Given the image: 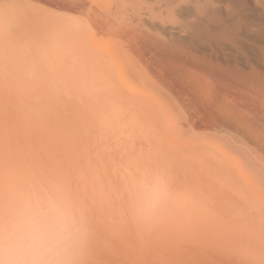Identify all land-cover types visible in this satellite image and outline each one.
<instances>
[{"label": "rangeland", "instance_id": "1", "mask_svg": "<svg viewBox=\"0 0 264 264\" xmlns=\"http://www.w3.org/2000/svg\"><path fill=\"white\" fill-rule=\"evenodd\" d=\"M35 1L37 2L38 5L45 6V8L46 7L51 8L50 7V4H51L50 0H35ZM35 1L29 0L30 3H32V2L35 3ZM47 1H49V2H47ZM52 1H54V2H52V3H54V5L53 4L51 5V6H53L51 9H55V7H56V10H62L61 7L64 3V5L66 4V6H70L69 8L72 11V13H75V14L79 13V15H80L81 12L83 14L86 12L84 14V16L86 15L85 16L86 20H88V23L90 24V26H93L92 28L97 26L94 29H96L95 33L98 36H101L102 38L103 37L106 38V35L110 36L113 33V29H111V28H110L111 31H109V32H111V34L108 33V28L112 27L111 26L112 24L110 23V21H108V20L106 21V19H103L101 17H100L101 18V20H100V18H98L99 16L97 14H96L97 19H95V21L97 20L96 23L97 24L99 23V25H101V29H99V26L97 24H95V22H94L95 16H93L95 12L91 13V12L95 11V8L93 5H90L87 0H64V2H63V0H59V2H57L58 0H56L57 3L55 2V0H52ZM43 3H45V5ZM46 3L47 4L49 3V5L47 6ZM68 3H74V4L68 5ZM56 4H58V5L56 6ZM81 5L82 6L84 5V6L81 7ZM78 7L79 8L81 7L82 9L78 10ZM84 7L88 8V9H86ZM83 8L85 9V11H80V10H83ZM75 9H77V10H75ZM92 9H93V11H92ZM86 10L87 11L91 10V11L87 12ZM83 14H81V15L83 16ZM87 16H88V18H87ZM108 24H110V25H108ZM106 25H108V27ZM138 27H134V29H133L134 33H137L140 30V27L139 28ZM135 28H138V30H136ZM141 28L143 30V27H141ZM98 29L101 30L100 33H99ZM121 30L124 31L125 34H128V32L131 30L130 32L132 34L129 33L130 35L129 34L125 35L124 33H120ZM121 30H119L118 33H116V31H114V33L118 35V38H120V34H121L122 39L124 36H125L124 38H126L128 36L127 39L129 40L130 43L126 39H125L126 41L124 40V43H123V41H121V39L118 40V38L115 37V41L117 39V42H119V41L122 42L120 44L117 42L116 43L119 44V46L122 45L124 47H127V46L129 47V45L131 44L130 48L134 47L136 45L137 50H135L136 49L135 47L133 48L134 50L131 49L132 52L135 51V53H130V55H129V56H131V54H133L132 56H134V57H130L129 60H131L132 64H134V63L138 64L139 62L141 64L145 63L144 65L142 64L143 68L146 67L145 70L150 69L147 72H144V70H143V72H141L142 70L139 69L140 70L139 71L138 68L136 67L137 71H133V72L139 74V77H142V78H140L142 81L148 82L151 80V82H149L150 84L148 85V87H149L148 90L150 89L152 92H154V94H155V95L153 94L154 96H157L158 99L160 98L159 102L161 101V99L163 101L162 104L158 103V106L161 105V106H159L161 108V109L159 108L161 110V112H160L158 107H156L157 106L156 103L158 102L157 99L154 98V100L157 101L156 103L150 102L151 99L148 100L149 98H151V96H153L151 91H148L151 94L147 92V95H145V96H148V94L150 95V97L148 96L149 98L147 97L148 99H146V97H144L142 95H141V97H138V98L144 97L143 99L145 101L148 100L147 102H149V104H151V106L155 109L157 119L152 118V121L154 122L155 126H157L158 132H160L159 133V139L162 143V144L160 143L161 146L156 147V148H152L149 146V144L146 143L145 140L138 139L136 143L137 144L139 143V145L135 144L134 149H132V150L130 149L131 151L129 149H127V150L125 149L126 151L122 150L120 145L116 143V138L113 137V135H111V138H109L110 135H108V134L107 135L109 137L106 136V134L102 135V133H100L99 131H96L95 129L92 130L91 128H93V127H92L91 119L89 117L84 116V114L82 112L80 113V110H78L77 108H75L71 104H64V105L56 106L53 108H47L42 104V102L36 101L33 103L34 104L37 103V104H35V105L32 104L35 108L31 105L30 109H24L21 107L20 103L18 102V100L16 99V97L13 94L6 92L3 95H0V103H1L0 104V119H1L0 120V163H2L3 166L8 170H14L18 167H24V168H27V169H30L33 171H37V172L61 175V176H64V177L72 180L76 184V186L78 187V189L80 190V192L84 198L85 205L89 209V211H90V213L94 219L95 225H96V257H97V259L95 257L96 264H232V263L233 264H239L238 258L235 255H233L227 251L221 250L218 245H219V241H221L222 239L230 238V239L237 240L241 243H245L248 241H255L257 244V248H258L260 243H261V240H262L259 225H260L261 220L264 219V195H263L264 194V192H263L264 191V182H263L264 181V146H262L264 143V141H263L264 140V74L262 72L257 74L256 73L257 71H253V70H257L254 67V64L255 63L260 64L261 61L259 59H256L257 57L253 58V56H248L245 58H239L240 60H238V58L234 57L238 61L232 57L235 60L234 61L230 57L231 58L230 60H232V61H227V62L224 61V63L218 62V61H214V62L210 61L211 62L210 63L208 61L207 63H209V64H207V65H209V66H207V65L202 64L203 61H200L199 63H197V61L195 62L193 60V58L190 56L192 53V50H189L190 48H188V47L185 48L186 46H184V48H181V49H183L182 51H179L178 49L172 48L169 43H161L159 41L153 42V40L150 39L152 41V44L154 43L152 45L150 40H144L143 41L141 39L140 34H142L141 33L142 31L140 30L141 32H139L138 37H140L139 39L142 40V45H143L142 47H144V44L146 43L145 48L147 50H145L141 46L139 47V44L141 45V43L139 42L140 40L138 39L137 34H133L132 29L129 30L126 28V29H121ZM114 33L108 39L113 38V36L115 35ZM132 35H136V36H132ZM112 40H114V38ZM133 40H134V42H133ZM126 42H127V44L128 43L129 44L126 45ZM131 42L134 43V46L132 45ZM143 42H145V43L143 44ZM147 43H149V44H147ZM150 44L152 46H154L153 48L157 47V48L161 49V47H162L163 50L162 49L161 50L160 49L159 50L150 49V47H152ZM157 44H158V46H157ZM164 45H166V47H167L166 49L168 51L172 50L173 52L170 51L172 53H169L167 50H165L164 54H162V51H164V47H165ZM124 47L123 48L120 47V48L125 49ZM125 50L129 51V48H127ZM143 50H145L146 52ZM177 50L179 52H176ZM186 50L189 51L190 54H188L189 52H187ZM139 51H141L143 54H141ZM149 51H150V53H149ZM152 52L155 55L154 54L151 55ZM157 52L161 53V54L158 55ZM166 52L169 53L168 54L169 56L167 55ZM178 53H181L184 56H182L181 54L178 55ZM137 55L139 56V58ZM141 55H142V57H140ZM143 55H145L146 58H144ZM157 55H158V57H157ZM160 55H161V57H160ZM154 56H156V57H154ZM148 57H150V58H148ZM133 58H135V59H133ZM155 58H156V60H155ZM157 58H159V59H157ZM143 59H144V61H143ZM148 59H149V61H148ZM188 59H189V61H185ZM227 60H229V59H227ZM258 60L260 62H258ZM239 61H240V66H239ZM148 62H150V63H148ZM158 62H159V64H158ZM219 63H221L222 65H220ZM148 64H150V65H148ZM184 64L185 65L188 64V65L184 66ZM257 64L255 66H258ZM251 65L255 69L252 70V67H250ZM183 66H184V68H183ZM204 66L205 67L207 66L208 68H205ZM143 68H141V69H143ZM195 68H196V70H193ZM185 69H187V70H185ZM188 69H189V71H188ZM190 70H192V71H190ZM204 70L207 72V74H204V72H205ZM158 71H160V72H158ZM182 71H184V72H182ZM133 72H131V73H133ZM178 72H180V73H178ZM191 72H192V74H191ZM131 73L129 74L130 79L127 77L128 79H126V80L131 81V78L134 79L137 76V75L135 76L134 73L131 76ZM184 73L186 74V76H192L193 75L191 78H194V79L197 76V78H196L197 81L195 79V82H196L195 85H196V87H198L199 85L200 86L198 88L195 87L193 89L191 88V86H189V88H188L186 84L191 85V83L190 82H188V83L184 82L185 77H186L183 75ZM194 73H196V74H194ZM143 74H146L147 76L145 75L146 77H144ZM143 77L144 78H150V79H148V81H147V79H144ZM239 77H241V78H239ZM198 78H199V80H198ZM194 79L189 80L187 78V80H189V81H192ZM202 79H204V80H202ZM181 80H183L184 83H182ZM200 80H201V82H200ZM135 81H138V79ZM135 81L133 80V84ZM152 81L156 85L154 83H153L154 84L153 85ZM202 81H204V82L202 83ZM139 83L135 82L134 85L137 84L136 88L139 87V89H140V85L144 86V88H145L144 83H142V82H141L142 84H139ZM193 84H194V82L192 83V85ZM195 85H193V87ZM154 86H156V88ZM205 87L208 89H206ZM157 88H159V89H157ZM199 88H202L203 90L199 89ZM137 89H135V90L133 89V90L137 92ZM186 89H188L189 91ZM140 90L142 91V89H140ZM200 90H201V92H200ZM204 90H205V92H204ZM209 90H210V92H209ZM144 92H146V91L144 90ZM138 93H139V91H138ZM6 96H9V97L6 98ZM10 98H11V100H10ZM166 100H168L170 102H168ZM187 100H189V101L187 102ZM172 101H173V103H172ZM218 101H220V102H218ZM217 102H218V104H217ZM13 106H14V108H13ZM189 107L193 110H191ZM221 107H225V108H221ZM31 108L32 109L34 108L35 110L31 111ZM220 108L222 109V111H220ZM231 110H232V112L233 111L234 112L229 113V111H231ZM177 111H178V113H177ZM223 111H224V114H222ZM241 111L243 114L241 113ZM25 113L26 114L29 113L30 116H29V114H27V116H26ZM33 113H35V114L33 115ZM183 113L186 114L185 117L188 116V119L186 118L188 122L183 121L185 119ZM227 113L229 115H226ZM232 114H234L235 115L234 117L239 121L243 118V120L245 121L244 123H246V124L245 125L243 124L241 126V122L243 121V120H241L240 125L238 123V124H236V126H237L236 127L234 122L236 121V123H237V120L234 119L232 116V119L234 122L233 121L230 122L232 120L231 117H230V121H229L228 117H226V116H231ZM67 115L70 117H68ZM222 115H223V117H222ZM237 115H238V118H237ZM73 116H75V117H73ZM55 117L57 118L56 120H58V121H55ZM58 117L61 118L60 119L61 121L59 120ZM162 120H164V121H162ZM181 121H183V122H181ZM161 123L162 124L165 123V124H163V126H162ZM187 123H188V125L190 124V126H191V124L193 125V126H191V128H193L194 131L203 133V132H201L202 130H206V131L208 130V133L205 131L206 133L204 132L203 134H200V136H203V137H202V139H201V137L199 139L202 140L203 142L198 139L197 135L194 134L195 135V137H194L193 132H192L193 129L190 128L192 131L188 130V128H187L188 125L186 126ZM84 124L87 125V128L85 130L86 132H83L84 126H85ZM180 124H182V125H180ZM31 125H33V126H31ZM48 125H50V126H48ZM89 125H90V127H88ZM158 125H159L160 129H159ZM165 125L167 128H169V129L171 128L172 136L174 135L175 138H177L179 134L182 136V133L185 134V132L186 133L191 132L193 137H194V138H191V140H193V139L197 140L198 139V142H199L198 143L195 140L196 143L193 142L194 143L193 147L195 145L200 144L201 146H205L209 149V147H211L213 144L214 145L212 147L214 148L217 141L218 142L223 141L222 143L225 142V144L221 143V144H216V145L217 146L223 145L222 147H219V148H223L225 150H227V148H226L227 146L229 149L231 148L230 150L232 152L233 151L234 152L233 153L229 152V149H228L227 153H231L232 155L235 154L233 156L236 159L239 157L240 160L238 158V161L240 162V164L243 165V166H241V168L242 167H243L242 169L245 168V171L239 170V169L237 171L236 169H234L235 167L234 168L232 167V169L228 170L230 172L231 176H233L235 179L238 178V179H236L237 183L239 184V186H241L242 189L241 188L240 189L242 191H244L243 194H241V191L239 194L241 196H244V197H238L237 198L235 195L229 194L231 191L228 192L224 188L222 190V187L217 188L216 186L215 187L212 186L213 185L212 181L209 178L210 176L208 177L207 172H205V171L203 172V170H202V172L204 173L203 174L201 172V169H199L197 166L194 167L195 165H193V163H191V162H189V163L186 162V164H185V162L183 163V161H182V160H184L183 156H182L183 155L182 154L183 146H181V145L183 144L182 141L184 140V142H185V139H187L188 136L187 137L185 136L186 138H184L182 141L181 140L179 141L181 143V144L179 143V149H181V150H179L178 148H175V150L172 151V149H174V147H178V143H176L177 144L176 146L173 143V141H176L177 139L176 140L173 139L172 145L170 144L171 141H169V140H172V138L170 137V134H169L170 130L166 129ZM246 125H247V128L245 127ZM182 126H183V128H182ZM212 127L214 128V130ZM161 128L165 129V132H164L165 135L163 134L164 130H162ZM181 128L185 132H183V130ZM239 128H240V130H239ZM244 128H245L246 132H245ZM87 129L89 131H87ZM92 131H94L95 134ZM209 131H211L213 133V135L209 134ZM217 131L219 134L216 133ZM243 131H244V133H243ZM249 131L251 133L248 134ZM161 132H162V134H161ZM166 132H167V134H166ZM174 132H176V133L174 134ZM85 133H87V134H85ZM205 134H207V135H205ZM166 135L169 138L168 139L169 142L167 140H165V138H163L164 136L166 137ZM180 135L178 138L181 137ZM192 135L190 137H192ZM245 135H247V136H245ZM68 136H69V138H68ZM204 136H205V138H204ZM95 137H97V139H95ZM167 137H166V139H167ZM183 137L184 136H182L181 138H183ZM107 138L109 139V141H107ZM189 138H188V140H189ZM214 138H215L216 142H215V140L213 141ZM227 138H228V140H226ZM203 139L206 140V142H204ZM258 139L259 140L261 139V142L257 141ZM77 140H79V141H77ZM84 140H85V142H84ZM100 140L105 145L100 143ZM191 140H189V141H191ZM209 140H212L213 144H212V141L209 142ZM235 141H238V142H235ZM208 142H209V144H208ZM232 142H235L234 147H233L234 143H232ZM144 143H146L145 145H146L147 149L145 148V146H141V145H144ZM205 143H207L208 145ZM190 144H192V143L190 142ZM180 146L182 148H180ZM217 146H215V148ZM230 146H232V147H230ZM139 147H140V149H139ZM136 148H137V150H136ZM149 148H152V149L149 150V154H148L147 151ZM168 148H171V150ZM245 148H247V150ZM106 149H107V151H106ZM116 149H117V151H116ZM143 149L145 151H143ZM153 149H154V151H152ZM241 149H244V150H241ZM169 150H170V152H169ZM137 151H138V153H137ZM241 151H242V153H241ZM243 151L246 152L248 155L246 153H244ZM165 152H167V153L165 154ZM109 153H111V154H109ZM132 153H134V154H132ZM143 153H145V154H143ZM90 154H91V156H90ZM124 154H125V156H124ZM127 154H129V155H127ZM141 154H143V155H141ZM243 154H244V157H245V155L248 157H245L246 159H244V157L242 156ZM116 155H118V156H116ZM121 155L123 156L122 158L120 157ZM134 155H135V157H134ZM131 156H133V157L130 158ZM108 158H110V160ZM123 158L126 162L125 165H127L124 167H123V163H125V162H124ZM164 158H166V159H164ZM181 158H182V160H181ZM113 159H115V161ZM142 159L144 161H142ZM147 159H148V162L146 161ZM106 160L109 162H107ZM246 160H248V161L251 160L249 162L250 163L252 162L250 170H249V168H250L249 166H245ZM110 162H111V164H110ZM156 162H158V164ZM169 162H171V166H170ZM114 163H116V164H114ZM130 163H131V165H130ZM139 163H144L145 167L143 166V164L141 165ZM119 164H120V166L122 165V167H120ZM149 164H150V166H149ZM252 164H254V165H252ZM188 165H189L190 169L188 168ZM146 166L147 167H161L169 173L173 183L175 182L174 184L177 187L186 188V189L189 188V190H192L195 193L198 192L197 193L198 194V207L195 210H193L192 212H190V214L188 212L173 211V213L171 212L169 214L170 217L169 216L166 217V219L164 220L165 223L163 222L158 228H156L150 232H140L137 229H135L133 226H131V224L126 219V216L124 214L125 195H124L123 190H125V182H126L127 178L131 177L134 174L139 173L144 168H146ZM167 166L169 169L167 168ZM253 166H254V168H252ZM112 167H114L115 170ZM127 167L129 168V170L127 169ZM182 167H184V168H182ZM191 167H194V168H191ZM116 168H119V169H116ZM131 168L132 169L134 168L136 170L133 169V171L131 173V170H132ZM195 168H196V170H194ZM124 169H126V170H124ZM252 169L257 170V172L253 171ZM117 170H118L119 174L117 173ZM121 170H123V172ZM178 170H180V171H178ZM190 170H191V172H190ZM173 171H174V175L172 174ZM195 171H197V172H195ZM235 171H237L238 174L240 171L245 172L246 175H244L245 176L244 181L246 180L247 176H248L247 179L249 178L246 184L251 185V186L253 184V186L256 187L259 190V192H261V193L256 192L258 190L255 189L254 187L251 188L249 186L252 190L249 189L248 187H246V184H243L244 182L242 183V181H241L242 176L240 175L241 177H239V176L237 177L238 174ZM258 172L260 174H258ZM233 173H234V175H233ZM245 173H241V174H245ZM255 173H257L258 175H256ZM176 174L179 176V178ZM180 174H182V175L180 176ZM128 175H129V177H128ZM194 175H196L197 179H196V177H194ZM182 176H183V178H181ZM204 176H206L208 178H205ZM193 177H194V180H193ZM118 178H120V179L123 178V180L121 179L123 182H120L119 181L120 179H118ZM174 178H175V180H174ZM199 179L201 180V182ZM185 180H187L186 181L187 184H186ZM181 181L184 184L183 183L181 184ZM189 181H190V184H189ZM193 182H195V183H193ZM249 182H250V184H249ZM206 183H209V184H206ZM200 184H202V185H200ZM204 185L205 186L208 185L209 188L205 187ZM193 186H195V187H193ZM121 187H123L124 189ZM197 187H198V189H197ZM200 187H201V189H200ZM208 190H209V193H208ZM225 190H226V192H225ZM249 193L251 194V196H249ZM254 193H255V195H254ZM205 194L207 197L206 199H205ZM208 196H209V199H208ZM261 197H262V199H261ZM200 198H201V200H200ZM216 198H218V199H216ZM223 202H224V204H223ZM226 209H227V211H226ZM175 215H176V217H175ZM181 215H182V217H181ZM179 217H181L180 219L185 218L187 220H192L193 222H195L194 226L200 225V227L203 226L205 228V226H207V223H209V224L211 223L210 224L211 227L207 226L208 228L206 227V229H204V228L201 229L199 227L200 230L195 229L196 231L195 230L194 231L187 230L189 226L187 227V225H185V224H183V225L186 226L187 228L176 226V225H178V222L181 221V220H179ZM176 220H178V221H176ZM196 220H199V221H196ZM183 221H185V220H183ZM192 221L191 222L189 221V222L192 223ZM200 221H201V223H200ZM168 222H170L172 225L171 224L168 225L169 224ZM201 224H203V225H201ZM194 226H193V228H194ZM97 237H99V239ZM105 238H107V239H105ZM179 243H180V245H179ZM220 251H221V253H220ZM253 258L256 260V264H264V260L261 259L258 252L253 253ZM125 259H126V261H125Z\"/></svg>", "mask_w": 264, "mask_h": 264}, {"label": "clouds", "instance_id": "2", "mask_svg": "<svg viewBox=\"0 0 264 264\" xmlns=\"http://www.w3.org/2000/svg\"><path fill=\"white\" fill-rule=\"evenodd\" d=\"M21 107L71 104L102 134L119 131L110 118L113 100L104 65L86 44L80 22L41 10L31 17L24 0H0V95ZM124 214L140 232L158 228L173 211L192 212L198 194L177 187L161 167H146L125 182ZM262 236L241 243L225 238L219 248L239 264L264 260ZM96 225L76 184L61 175L0 163V264H96Z\"/></svg>", "mask_w": 264, "mask_h": 264}, {"label": "bare ground", "instance_id": "3", "mask_svg": "<svg viewBox=\"0 0 264 264\" xmlns=\"http://www.w3.org/2000/svg\"><path fill=\"white\" fill-rule=\"evenodd\" d=\"M33 1H35V0H33ZM88 1V3L90 4V5H93L94 6V8H95V11H93V9H92V11L93 12H91V13H94V15L93 16H95L94 17V22H95V24H97L96 23V21H95V19H97V16H96V14L99 16L98 18H103V19H106V21L108 20V21H110V23L112 24L111 26L112 27H109L108 28V33H110L111 34V32H109V31H111V29H113V33H114V31H116V33H118L119 32V30H121V29H132V31H133V29H134V27H140V30L142 31H138L137 33H134V31H133V34H137V37H138V34H139V32H141L142 34H140V36H141V39L144 41V40H153V42H155V41H159V42H161V43H169L170 45H171V47L172 48H175V49H178L179 51H182L183 49H181V48H184V46H186L185 48H190L189 50H192V53H191V57L193 58V60L196 62L197 61V63H199L200 61H203V63L202 64H204V65H207V64H209V63H207L208 61L210 62V61H218V62H223L224 63V61L225 62H227V61H232V60H230L232 57L234 58H238V60H240L239 58H245V57H248V56H253V58L254 57H257L256 59H259L260 61H261V63L260 64H257V63H255L254 64V67L257 69V70H253V69H255V68H253V66L251 65L250 67H252V70L253 71H257L256 73L257 74H259L260 72H262L263 74H264V0H87ZM47 2H49V1H47ZM50 2H51V4H50V7L52 8L53 6H51L52 4L54 5V3H52V2H54V1H52V0H50ZM55 2H56V0H55ZM57 2H59V0L57 1ZM56 2V3H57ZM63 2H64V0H63ZM36 3V4H35ZM35 3H30L29 2V0H24V10L31 16V17H38L39 15H40V13H41V10H43V11H45V12H48V13H54V14H56V15H58V16H73V17H75L79 22H80V24H81V26H82V28H83V30H84V33H85V41H86V44L91 48V50H93V52H94V54L96 55V57L98 58V60L104 65V67H105V69H106V72H107V75H108V87H109V93H110V96H111V98H112V100H113V105H112V112H111V119L118 125V127H119V131L118 132H116V133H112V134H108V135H110V137L106 134V136H108L109 138H111V135H113V137H115L116 138V143L117 144H119L120 145V147H121V149L122 150H127V149H134V146H135V144L136 145H139V143L137 144L136 142H137V140L138 139H143V140H145L146 141V143L147 144H149V146L150 147H152V148H156V147H159V146H161L160 145V143H161V141H160V139H159V133L160 132H158V129H157V126H155V124H154V122L152 121V118H155V119H157L156 118V112H155V109L151 106V104H149V102H147L148 100H150V102H157L156 104H157V106L156 107H158V109L160 108L159 106H161V105H159L158 106V103H160V104H162V99H161V101L159 102V100H160V98L158 99V97L157 96H154L155 94H154V92H152L150 89L148 90V85L150 84L149 82H151V80L150 81H148V79H150V78H144V77H146L147 75L146 74H143L144 75V79H147V81L148 82H146V81H142L140 78H142V77H139V74H137V73H135V72H133V71H137L136 70V67L138 68V70L140 69V70H142L141 72H143V70H144V72H147V71H149V70H145V68L146 67H144L143 68V66H142V64L139 62L138 64H132L131 63V60H129L130 59V57H134V56H132L133 54H131V56H129L130 55V53H135V51L134 52H132V50H134L133 48L135 47L136 49L135 50H137V47H136V45L134 46V40H133V42H131L132 43V45L134 46V47H131L130 48V45H129V47L127 46V47H124V46H122V45H120L119 46V44L120 43H122V42H117V39H116V41H115V37L116 38H118V35L117 34H115L114 36H113V38H114V40H112L113 38H110V39H108L109 37H111V35L113 34H109L110 36H107L106 35V38H102L101 36H98L96 33H95V31H96V29H94V28H96V27H94V28H92L93 26H90V24L88 23V20H86V15L84 16V14L86 13H80V15H79V13L78 14H75V13H72V11L70 10V6H66V4L64 5V3H63V5H62V10H56V7H55V9H51V8H48V7H46L45 8V6H41V5H38L37 4V2L35 1ZM42 3V2H41ZM44 5H45V3H43ZM47 4V3H46ZM73 5L74 3H68V5ZM49 5V3L47 4V6ZM58 4H56V6H57ZM87 5V4H86ZM84 6V5H83ZM82 5H81V7H83ZM79 8L78 7V10L79 9H82V8ZM87 7V6H86ZM86 7H84V8H86ZM90 7V6H89ZM83 8V10H80V11H85V9ZM91 8V7H90ZM89 8V9H90ZM59 9V8H58ZM86 9H88V8H86ZM75 10H77V9H75ZM74 10V11H75ZM87 11V10H86ZM91 11V10H90ZM90 11H87V12H90ZM81 14H83V16L81 15ZM88 14V13H87ZM91 15V14H90ZM87 18H88V16H87ZM101 18H100V20H101ZM93 19V18H92ZM90 20V19H89ZM92 21V20H91ZM105 21V22H106ZM90 22V21H89ZM93 22V21H92ZM99 22V21H98ZM98 26H99V29H101V25H99V23L97 24ZM108 25H110V24H108ZM108 25H106L107 27H108ZM138 27V28H139ZM141 27H143V30H142V28ZM111 28V29H110ZM138 28H135L136 30H138ZM98 29V30H99ZM110 29V30H109ZM100 31L101 30H99V33H100ZM122 31V30H121ZM120 31V33H124V31H122L121 32ZM131 31V30H130ZM128 32V34L129 33H131V32ZM107 33V34H108ZM125 34V33H124ZM128 34H125V35H128ZM132 34V33H131ZM130 35V34H129ZM124 36V35H123ZM132 36H136V35H132ZM125 37V36H124ZM123 37V39H122V35L120 34V38H118V40L119 39H121V41H123V43H124V40L126 39V40H128L127 39V37L126 38H124ZM132 38V37H131ZM134 38V37H133ZM140 37H138V39H139ZM141 39H139L140 41V43H141V45L139 44V47L141 46H143L142 45V40ZM125 40V41H126ZM131 40V39H130ZM150 40V42H151V44H152V41ZM119 43V44H117V43ZM128 42H129V40H128ZM149 42V41H148ZM156 42V43H157ZM130 43V42H129ZM128 43V44H129ZM145 42H143V44H144ZM155 43V44H156ZM127 44V42H126V45H128ZM137 44V43H136ZM146 44V43H145ZM144 44V47H142L143 49H145V50H147L146 48H145V45ZM147 44H149V43H147ZM150 44V45H151ZM154 44V43H153ZM152 44V45H153ZM125 45V46H126ZM151 45V46H152ZM163 45V44H162ZM156 46V45H155ZM157 46H158V44H157ZM161 46V45H160ZM159 46V47H160ZM165 46V47H164ZM163 47H164V51H162V54H164V52H165V50H167L166 48V45H164ZM168 46V45H167ZM120 47H124L125 49H127V48H129V51H127V50H125V49H122V48H120ZM154 46H152V47H150V49H154V50H159L160 48H157V47H155V48H153ZM161 49L163 50V48L161 47ZM160 49V50H161ZM171 49V48H170ZM142 50V49H141ZM145 50H143V51H145ZM176 51V52H179V51ZM185 50V49H184ZM151 51V50H150ZM150 51H149V53H150ZM168 51V50H167ZM170 51H172V50H170ZM170 51H168L169 53H172V52H170ZM175 51V50H174ZM187 51V50H186ZM129 52V53H128ZM137 52V51H136ZM141 54H143L141 51H139ZM146 52V51H145ZM159 52V51H158ZM157 52V53H158ZM161 52V51H160ZM168 52H166L167 53V55L169 54ZM185 52V51H184ZM187 52H189V51H187ZM139 53V54H140ZM156 53V52H155ZM175 53V52H174ZM138 54V55H139ZM146 54V53H145ZM152 54H154L153 52L151 53V55ZM159 54H161V53H158V55ZM179 54H181V53H178V55ZM188 54H190V52L188 53ZM137 55V56H138ZM147 55V54H146ZM150 55V54H149ZM155 55V54H154ZM158 55H157V57H158ZM166 55V56H167ZM172 55V54H171ZM176 55V54H175ZM182 55V54H181ZM144 56V58H146V56L145 55H143ZM148 56V55H147ZM169 56V55H168ZM182 56H184V55H182ZM136 57V56H135ZM140 57H142V55L140 56ZM151 57V56H150ZM150 57H148V58H150ZM154 57H156V56H154ZM153 57V58H154ZM160 57H161V55H160ZM176 57V56H175ZM188 57V56H187ZM231 57V58H230ZM138 58H139V56H138ZM168 58V57H167ZM184 58V57H183ZM232 58V59H233ZM234 58V59H235ZM133 59H135V58H133ZM157 59H159V58H157ZM161 59V58H160ZM165 59V58H164ZM178 59V58H177ZM182 59V58H181ZM227 59H229V60H227ZM233 59V60H234ZM248 59V58H247ZM155 60H156V58H155ZM235 60H237V59H235ZM234 60V61H235ZM237 60V61H238ZM246 60V59H245ZM258 60V62H260ZM133 61V60H132ZM143 61H144V59H143ZM148 61H149V59H148ZM176 61V60H175ZM185 61H189V59L188 60H185ZM134 62V61H133ZM147 62V61H146ZM148 63H150V62H148ZM187 63V62H186ZM190 63V62H189ZM211 63V62H210ZM141 64V65H140ZM145 64V63H144ZM143 64V65H144ZM158 64H159V62H158ZM157 64V65H158ZM191 64V63H190ZM189 64V65H190ZM201 64V65H202ZM220 65H222L221 63H219ZM258 65V66H255V65ZM141 67V68H143V69H141L139 66ZM148 65H150V64H148ZM155 65V64H154ZM183 65V64H182ZM186 65H188V64H186ZM185 64H184V66H186ZM211 65V64H210ZM214 65V64H213ZM184 66H183V68H184ZM203 66V65H202ZM207 66H209V65H207ZM205 67V68H208V67ZM215 66V65H214ZM239 66H240V61H239ZM150 67V66H149ZM188 67V66H187ZM191 67V66H190ZM200 67V66H199ZM211 67V66H210ZM148 68V67H147ZM156 68V67H155ZM194 68V67H193ZM201 68V67H200ZM204 68V69H205ZM212 68V67H211ZM215 68V67H214ZM139 70V71H140ZM185 70H187V69H185ZM193 70H196V68L195 69H193ZM200 70V69H199ZM210 70V69H209ZM217 70V69H216ZM228 70V69H227ZM138 71V72H139ZM188 71H189V69H188ZM187 71V72H188ZM190 71H192V70H190ZM201 71V70H200ZM203 71V70H202ZM205 71V70H204ZM214 71V70H213ZM131 72H133L134 73V75L136 76L134 79L133 78H131V81H129V80H126V79H128L129 78V74L131 73ZM158 72H160V71H158ZM182 72H184V71H182ZM186 72V73H187ZM196 72V71H195ZM206 72V71H205ZM204 72V74H207V72L205 73ZM133 73H131V76H132V74ZM178 73H180V72H178ZM189 73V72H188ZM187 73V74H188ZM218 73V72H217ZM236 73V72H235ZM191 74H192V72H191ZM190 74V75H191ZM194 74H196V73H194ZM199 74V73H198ZM203 74V73H202ZM128 75V76H127ZM146 75V76H145ZM180 75V74H179ZM184 76H186V74L184 73L183 74ZM189 75V74H188ZM215 75V74H214ZM130 76V77H131ZM193 76V75H192ZM192 76H186L185 77V80H184V82H186V83H188V82H190L191 83V85L190 84H186L187 85V87L189 88V86H191V88L193 89V88H195L196 87V85H195V79L197 78V76H196V78L194 79V78H191ZM204 76V75H203ZM128 77V78H127ZM134 77V76H133ZM138 77V78H137ZM149 77V76H148ZM190 77V78H189ZM195 77V76H194ZM205 77V76H204ZM203 77V78H204ZM180 78V77H179ZM184 78V77H183ZM187 78L189 79V80H191V79H194V80H192L193 82H194V84L193 85H195L194 87H193V85H192V81H189V80H187ZM201 78V77H200ZM227 78V77H226ZM239 78H241V77H239ZM130 79V78H129ZM135 81V80H137L138 79V81L140 82H138V81H135V82H137V83H139V84H142V83H144L145 84V88H144V86H142V85H140V89H142V91L139 89V87H137L136 88V85H134L135 84V82H134V84H133V80ZM141 80V81H140ZM198 80H199V78H198ZM202 80H204V79H202ZM209 80V79H208ZM182 81V83H184L183 82V80H181ZM196 81H197V79H196ZM223 81V80H222ZM142 82V83H141ZM199 82V81H198ZM197 82V83H198ZM200 82H201V80H200ZM204 81H202V83H203ZM132 83V84H131ZM147 83V84H146ZM154 82L152 81V84H153ZM208 83V82H207ZM143 84V85H144ZM151 84V85H152ZM155 84V83H154ZM153 84V85H154ZM200 84V83H199ZM206 84V83H205ZM204 84V85H205ZM209 84V83H208ZM233 84V83H232ZM243 84V83H242ZM134 85V86H133ZM150 85V86H151ZM156 85V84H155ZM185 85V86H186ZM198 85V84H197ZM203 85V86H204ZM210 85V84H209ZM212 85V84H211ZM245 85V84H244ZM147 86V87H146ZM200 86V85H199ZM198 86V87H199ZM221 86V85H220ZM155 88H156V86H154ZM198 87H196V88H198ZM184 88V87H183ZM186 88V87H185ZM203 88V87H202ZM202 88H199V89H202ZM206 88V87H205ZM221 88V87H220ZM224 88V87H223ZM135 89H137V92L136 91H134ZM146 91V92H144V90ZM147 89V90H146ZM154 89V88H153ZM157 89H159V88H157ZM206 89H208V88H206ZM210 89V88H209ZM212 89V88H211ZM227 89V88H226ZM186 90H188V89H186ZM191 90V89H190ZM197 90V89H196ZM195 90V91H196ZM203 90V89H202ZM138 91H139V93H138ZM148 91H151V93H152V95L153 96H151V98H149L150 97V95L148 94V96H145V95H147V92ZM189 91V90H188ZM194 91V90H193ZM198 91V90H197ZM207 91V90H206ZM136 92V93H135ZM141 92V93H140ZM191 92V91H190ZM199 92V91H198ZM200 92H201V90H200ZM204 92H205V90H204ZM203 92V93H204ZM209 92H210V90H209ZM212 92V91H211ZM146 93V94H145ZM148 93H150V92H148ZM150 93V94H151ZM197 93V92H196ZM225 93V92H224ZM227 93V92H226ZM205 94V93H204ZM214 94V93H213ZM223 94V93H222ZM7 95V94H6ZM139 95V96H138ZM141 95L142 96H144V97H146V99H148L147 101H145L143 98L144 97H142V98H138V97H141ZM7 97H9V96H6V98ZM14 97V96H13ZM148 97V98H147ZM157 97V98H156ZM226 97V96H225ZM5 98V97H4ZM154 98L155 99H157V101L156 100H154ZM3 99V98H2ZM169 99V98H168ZM10 100H11V98H10ZM154 100V101H153ZM219 100V99H218ZM6 101V100H5ZM16 101V100H15ZM166 101H168V100H166ZM185 101V100H184ZM189 100H187V102H188ZM9 102V101H8ZM168 102H170V101H168ZM191 102V101H190ZM189 102V103H190ZM195 102V101H194ZM193 102V103H194ZM218 102H220V101H218ZM218 102H217V104H218ZM7 103V102H6ZM39 103V102H38ZM152 103V104H153ZM172 103H173V101H172ZM186 103V102H185ZM192 103V102H191ZM1 104V103H0ZM11 104V103H10ZM34 104V103H33ZM35 104H37V103H35ZM34 104V105H35ZM155 104V105H156ZM216 104V103H215ZM216 104V105H217ZM4 105V104H3ZM154 105V106H155ZM171 105V104H170ZM189 105V104H188ZM191 105V104H190ZM33 106V105H32ZM187 106V105H186ZM185 106V107H186ZM192 106V105H191ZM17 107V106H16ZM34 107V106H33ZM43 107V106H42ZM155 107V108H156ZM170 107V106H169ZM168 107V108H169ZM174 107V106H173ZM172 107V108H173ZM193 107V106H192ZM228 107V106H227ZM226 107V108H227ZM13 108H14V106H13ZM35 108V107H34ZM32 109L31 108V111L32 110H35V109ZM59 108V107H58ZM74 108V107H73ZM190 108V107H189ZM221 108H225V107H221ZM220 108V111H222V109ZM7 109V108H6ZM70 109V108H69ZM72 109V108H71ZM157 109V108H156ZM157 109V110H158ZM161 109V108H160ZM159 109V110H160ZM185 109V108H184ZM191 109V108H190ZM216 109V108H215ZM230 109V108H229ZM239 109V108H238ZM191 110H193V109H191ZM224 110V109H223ZM183 111V110H182ZM225 111V110H224ZM224 111H223V113L222 114H224ZM5 112V111H4ZM21 112V111H20ZM25 112V111H24ZM35 112V111H34ZM78 112V111H77ZM160 112H161V110H160ZM170 112V111H169ZM184 112V111H183ZM195 112V111H194ZM232 112V110L231 111H229V113H231ZM234 112V111H233ZM232 112V113H233ZM236 112V111H235ZM239 112V111H238ZM58 113V112H57ZM80 113H81V111H80ZM177 113H178V111H177ZM181 113V112H180ZM179 113V114H180ZM185 113V112H184ZM183 113V114H184ZM187 113V112H186ZM198 113V112H197ZM237 113V112H236ZM241 113H242V111H241ZM3 114V113H2ZM26 114V113H25ZM27 114H29V113H27ZM27 114H26V116H27ZM35 113H33V115H34ZM158 114V113H157ZM178 114V115H179ZM182 114V115H183ZM243 114V113H242ZM73 115V114H72ZM80 115V114H79ZM162 115V114H161ZM171 115V114H170ZM174 115V114H173ZM172 115V116H173ZM185 115L186 114H184V117H185ZM226 115H229L228 113L226 114ZM29 116H30V114H29ZM59 116V115H58ZM68 116V115H67ZM85 116V115H84ZM232 116H233V118L234 119H236L234 116V114H232L231 116H226V117H228V119H229V121H230V117H231V119H232ZM240 116V115H239ZM37 117V116H36ZM68 117H70V116H68ZM73 117H75V116H73ZM183 117V118H184ZM222 117H223V115H222ZM225 117V116H224ZM225 117V118H226ZM244 117V116H243ZM8 118V117H7ZM59 118V117H58ZM86 118V117H85ZM188 119V116H186L185 117V119ZM237 118H238V115H237ZM240 118V117H239ZM248 118V117H247ZM26 119V118H25ZM29 119V118H28ZM57 118L55 117V121H58V120H56ZM61 118H59V120H60ZM87 119V118H86ZM85 119V120H86ZM163 119V118H162ZM178 119V118H177ZM183 120V121H187V119L186 120ZM246 119V118H245ZM1 120V119H0ZM30 120V119H29ZM237 120V119H236ZM241 120H243V118L241 119ZM240 120V121H241ZM28 121V120H27ZM61 121V120H60ZM88 121V120H87ZM156 121V120H155ZM162 121H164V120H162ZM177 121V120H176ZM183 121H181V122H183ZM224 121V120H223ZM227 121V120H226ZM233 121V119L230 121V122H232ZM240 121L239 120H237V123H236V121L234 122L235 123V126H236V124H238L239 123V125H240ZM5 122V121H4ZM8 122V121H7ZM37 122V121H36ZM47 122V121H46ZM174 122V121H173ZM188 122V121H187ZM190 122V121H189ZM216 122V121H215ZM245 121L243 120L242 122H241V126L244 124H246V123H244ZM43 123V122H42ZM90 124V123H89ZM162 124V123H161ZM160 124V125H161ZM163 124H165V123H163ZM163 124H162V126H163ZM185 124V123H184ZM228 124V123H227ZM34 125V124H33ZM33 125H31V126H33ZM66 125V124H65ZM85 126H84V131L83 132H86L85 130H86V128H87V125L86 124H84ZM180 125H182V124H180ZM188 125V123L186 124V126ZM231 125V124H230ZM16 126V125H15ZM48 126H50V125H48ZM70 126V125H69ZM155 126V127H154ZM185 126V125H184ZM191 126H193L192 124H191ZM191 126H190V124L187 126V128H188V130L189 131H192L191 129H193V128H191ZM195 126V125H194ZM77 127V126H76ZM88 127H90V125L88 126ZM158 127H159V125H158ZM165 127H166V125H165ZM172 127V126H171ZM211 127V126H210ZM237 127V126H236ZM240 127V126H239ZM244 127V126H243ZM246 128H247V125L245 126ZM67 128V127H66ZM81 128V127H80ZM176 128V127H175ZM182 128H183V126H182ZM181 128V129H182ZM186 128V127H185ZM186 128V129H187ZM191 128V129H190ZM213 128V127H212ZM225 128V127H224ZM54 129V128H53ZM60 129V128H59ZM92 130H94V128H91ZM159 129H160V127H159ZM162 129V128H161ZM166 129H168V130H170V132H169V134H170V137L172 138V140H169V141H171L170 142V144L172 145V141H173V139H177L176 141H173V143L175 144V146L177 145L176 143H178V147H174V149H172V151L173 150H175V148H178L179 149V141L181 140H183L184 138H186L187 136V139H185V142H184V140L182 141V145L181 146H183V151H182V156H183V159L185 160H182V158H181V160L183 161V163L185 162V164H186V162H191V163H193V165H195L194 167H198L199 169H201V172H202V170H203V172L205 171V172H207L208 173V177L211 179V181H212V186H216L217 188H220V187H222V190H223V188L224 189H226L228 192H230L229 194H233V195H235L237 198L238 197H244V196H241L239 193H240V191H241V194H243L244 193V191H242L241 189V186H239V184L237 183V180L236 179H238V178H234L233 176H231L230 175V172L228 171V170H230V169H232V167L234 168V169H236L237 171H238V169L239 170H243V171H245V168L244 169H242L241 168V166H243L242 164H240V162L238 161V158L236 159L233 155H235V154H231V153H227L228 152V146L226 147L227 148V150H225V149H223V148H219V147H222L223 145H216V144H221L222 142H218L217 141V143L215 144V146H217L216 148H215V146H214V148L212 147L214 144H213V141L215 140V138L213 139V141L212 140H209V142H211L212 141V146L211 147H209V149L207 148V147H205V146H201L200 144H198V145H195L194 147H193V145H194V143H196L195 142V140L193 139V140H191V138H194L195 137V135H197V137H198V139L201 137V139H202V137L203 136H200V134H203L206 130H200L201 132H203V133H200V132H197V131H194V129H193V135H194V137H193V135H192V133L191 132H189V133H186L183 129V132H185V134H183L182 133V136H184L183 138H178L179 137V135H178V137L177 138H175L174 137V135L172 136V132H171V128L169 129V128H167L166 127ZM180 129V130H181ZM216 129V128H215ZM237 129V128H236ZM55 130V129H54ZM53 130V131H54ZM162 130H164L163 131V134H164V132H165V129H162ZM213 130H214V128H213ZM239 130H240V128H239ZM244 130H245V128H244ZM248 130V129H247ZM250 130V129H249ZM252 130V129H251ZM87 131H89L88 129H87ZM91 131V130H90ZM237 131V130H236ZM57 132V131H56ZM80 132V131H79ZM92 132H94V131H92ZM180 132V131H179ZM207 133H208V130L206 131ZM205 132V133H206ZM214 132V131H213ZM227 132V131H226ZM238 132V131H237ZM236 132V133H237ZM242 132V131H241ZM245 132H246V130H245ZM68 133V132H67ZM70 133V132H69ZM78 133V132H77ZM97 133V132H96ZM176 132H174V134H175ZM199 133V134H198ZM216 133H218V131L216 132ZM240 133V132H239ZM243 133H244V131H243ZM249 133H251L250 131L248 132V134ZM85 134H87V133H85ZM92 134V133H91ZM94 134H95V132H94ZM161 134H162V132H161ZM166 134H167V132H166ZM168 134V135H169ZM192 135V137H190L191 135ZM209 134H212L213 135V133L211 132V131H209ZM208 134V135H209ZM219 134V133H218ZM228 134V133H227ZM238 134V133H237ZM99 135V134H98ZM103 135V134H102ZM165 135V134H164ZM190 135V136H189ZM205 135H207V134H205ZM225 135V134H224ZM90 136V135H89ZM88 136V137H89ZM186 136V137H185ZM235 136V135H234ZM243 136V135H242ZM245 136H247V135H245ZM261 136V135H260ZM91 137V136H90ZM166 137H167V135H166ZM166 137L164 136L163 138H165V140H167L168 141V137H167V139H166ZM190 137V138H189ZM210 137V136H209ZM239 137V136H238ZM68 138H69V136H68ZM76 138V137H75ZM74 138V139H75ZM78 138V137H77ZM188 138H189V140H191V141H189L188 140ZM204 138H205V136H204ZM223 138V137H222ZM235 138V137H234ZM80 139V138H79ZM88 139V138H87ZM95 139H97V137H95ZM103 139V138H102ZM105 139V138H104ZM198 139L196 140L197 142H198ZM240 139V138H239ZM90 140V139H89ZM92 140V139H91ZM111 140V139H110ZM142 140V141H143ZM188 140V141H187ZM200 140V139H199ZM204 140V139H203ZM224 140V139H223ZM226 140H228V138L226 139ZM225 140V141H226ZM236 140V139H235ZM247 140V139H246ZM77 141H79V140H77ZM107 141H109V139L107 138ZM144 141V142H145ZM168 141V142H169ZM200 141H202V140H200ZM231 141V140H230ZM241 141V140H240ZM257 141H260L261 142V139L259 140H257ZM264 141V140H263ZM84 142H85V140H84ZM90 142V141H89ZM111 142V141H110ZM139 142V141H138ZM187 142V143H186ZM190 142L192 143V144H190ZM194 142V143H193ZM203 142V141H202ZM204 142H206V140H204ZM209 142H208V144H209ZM215 142H216V140H215ZM235 142H238V141H235ZM235 142H232V143H234L233 144V147H234V145H235ZM100 143H102V141L100 140ZM141 143V142H140ZM146 143H144V145H141V146H145V148L147 149V147H146ZM186 143V144H185ZM189 143V144H188ZM199 143V142H198ZM201 143V142H200ZM227 143V142H226ZM231 143V142H230ZM241 143V142H240ZM103 144V143H102ZM110 144V143H109ZM143 144V143H142ZM162 144V143H161ZM181 144V143H180ZM204 144V143H203ZM205 144H207V143H205ZM207 144V145H208ZM222 144H225V142L224 143H222ZM242 144V143H241ZM97 145V144H96ZM103 145H105V144H103ZM164 145V144H163ZM168 145V144H167ZM170 145V146H171ZM228 145V144H227ZM231 145V144H230ZM240 145V144H239ZM259 145V144H258ZM180 146V148H182ZM262 146H264V143H263V145ZM261 146V147H262ZM107 147V146H106ZM111 147V146H110ZM230 147H232V146H230ZM108 148V147H107ZM114 148V147H113ZM116 148V147H115ZM152 148H149L148 149V154H149V150L150 149H152ZM161 148V147H160ZM164 148V147H163ZM225 148V147H224ZM240 148V147H239ZM238 148V149H239ZM92 149V148H91ZM94 149V148H93ZM96 149V148H95ZM139 149H140V147H139ZM168 149H170L171 150V148H168ZM231 149V148H230ZM229 149V152H232L231 150ZM246 150H247V148H245ZM90 150V149H89ZM99 150V149H98ZM97 150V151H98ZM109 150V149H108ZM111 150V149H110ZM125 150V151H126ZM130 150V151H131ZM136 150H137V148H136ZM170 150H169V152H170ZM179 150H181V149H179ZM241 150H244V149H241ZM106 151H107V149H106ZM116 151H117V149H116ZM143 151H145L144 149H143ZM152 151H154V149L152 150ZM240 151V150H239ZM90 152V151H89ZM95 152V151H94ZM134 152V151H133ZM161 152V151H160ZM234 152V151H233ZM232 152V153H233ZM244 152V151H243ZM56 153V152H55ZM93 153V152H92ZM91 153V154H92ZM98 153V152H97ZM112 153V152H111ZM111 153H109V154H111ZM119 153V152H118ZM137 153H138V151H137ZM146 153V152H145ZM145 153H143V154H145ZM154 153V152H153ZM152 153V154H153ZM167 152H165V154H166ZM174 153V152H173ZM172 153V154H173ZM241 153H242V151H241ZM244 153H246V152H244ZM87 154V153H86ZM91 154H90V156H91ZM94 154V153H93ZM132 154H134V153H132ZM143 154H141V155H143ZM155 154V153H154ZM157 154V153H156ZM159 154V153H158ZM247 154V153H246ZM64 155V154H63ZM100 155V154H99ZM127 155H129V154H127ZM232 155V156H231ZM248 155V154H247ZM116 156H118V155H116ZM124 156H125V154H124ZM238 156V155H237ZM243 157H244V154L242 155ZM100 157V156H99ZM98 157V158H99ZM121 158L123 157L122 155L120 156ZM129 157V156H128ZM133 156H131L130 158H132ZM134 157H135V155H134ZM150 157V156H149ZM157 157V156H156ZM159 157V156H158ZM180 157V156H179ZM245 157H248V156H246L245 155ZM244 157V159H246ZM97 158V157H96ZM101 158V157H100ZM160 158V157H159ZM109 160H110V158H108ZM118 159V158H117ZM128 159V158H127ZM140 159V158H139ZM146 159V158H145ZM150 159V158H149ZM164 159H166V158H164ZM236 159V160H235ZM248 159V158H247ZM114 161H115V159H113ZM123 160H124V158H123ZM153 160V159H152ZM239 160H240V158H239ZM107 161V160H106ZM112 161V160H111ZM142 161H144L143 159H142ZM147 162H148V159L146 160ZM151 161V160H150ZM169 161V160H168ZM180 161V160H179ZM181 161V162H182ZM249 161H251V160H249ZM248 160H246V163H245V166H249L250 168H249V170L251 169V163L249 162ZM95 162V161H94ZM107 162H109V161H107ZM124 162H125V160H124ZM140 162V161H139ZM180 162V163H181ZM249 162V163H248ZM122 163V162H121ZM157 164H158V162H156ZM170 163V166H171V162H169ZM190 163V164H191ZM248 163V164H247ZM110 164H111V162H110ZM114 164H116V163H114ZM126 164V162L125 163H123V167L124 166H127V165H125ZM129 164V163H128ZM139 164H143V166H144V163H139ZM178 164V163H177ZM184 164V165H185ZM247 164V165H246ZM250 164V165H249ZM19 165V164H18ZM130 165H131V163H130ZM133 165V164H132ZM136 165V164H135ZM153 165V164H152ZM166 165V164H165ZM252 165H254V164H252ZM20 166V165H19ZM113 166V165H112ZM119 166H120V164H119ZM149 166H150V164H149ZM162 166V165H161ZM183 166V165H182ZM191 166V165H190ZM120 167H122V165L120 166ZM119 167V168H120ZM130 167V166H129ZM145 167V166H144ZM147 167V166H146ZM180 167V166H179ZM194 167H191V168H194ZM114 170H115V168L114 167H112ZM119 168H116V169H119ZM167 168H168V166H167ZM182 168H184V167H182ZM188 168L190 169V167H189V165H188ZM252 168H254V166L252 167ZM104 169V168H103ZM127 169L129 170V168L127 167ZM132 169V168H131ZM134 169V168H133ZM133 169L131 170V173H132V171H133ZM169 169V168H168ZM179 169V168H178ZM84 170V169H83ZM124 170H126V169H124ZM134 170H136V169H134ZM185 170V169H184ZM192 170V169H191ZM191 170H190V172H191ZM194 170H196V168L194 169ZM253 171H256L257 172V170H255V169H252ZM122 172H123V170H121ZM172 171V170H171ZM178 171H180V170H178ZM200 171V170H199ZM198 171V172H199ZM237 171H235L237 174H238V172ZM135 172V171H134ZM133 172V173H134ZM195 172H197V171H195ZM194 172V173H195ZM200 172V173H201ZM202 172V173H203ZM252 172V171H251ZM106 173V172H105ZM117 173L119 174V172H118V170H117ZM116 173V174H117ZM130 173V174H131ZM177 173V172H176ZM182 173V172H181ZM241 173H245V172H242V171H240L239 172V174L237 175V177L239 176V177H241V181H242V183L243 184H246L247 183V181H248V179H247V177H246V180L244 181V179H245V176L244 175H246V173L245 174H241ZM124 174V173H123ZM172 174L174 175V171L172 172ZM179 174V173H178ZM204 174V173H203ZM256 175H258V174H260L259 172H258V174L257 173H255ZM132 175V174H131ZM177 175V174H176ZM182 174H180V176H181ZM233 175H234V173H233ZM241 175V176H240ZM120 176V175H119ZM178 176V175H177ZM202 176V175H201ZM207 176V175H206ZM206 176H204L205 178H208V177H206ZM260 176V175H259ZM121 177V176H120ZM128 177H129V175H128ZM194 177H196V175H194ZM194 177H193V180H194ZM199 177V176H198ZM126 178V177H125ZM178 178H179V176H178ZM177 178V179H178ZM181 178H183V176L181 177ZM189 178V177H188ZM261 178V177H260ZM118 179H120V178H118ZM117 179V180H118ZM122 180H123V178H121ZM119 180L120 182H123L122 180ZM128 179V178H127ZM185 179V178H184ZM196 179H197V177H196ZM204 179V178H203ZM262 179V178H261ZM126 180V179H125ZM174 180H175V178H174ZM188 180V179H187ZM187 180H185V182L187 181ZM191 180V179H190ZM200 180V179H199ZM205 180V179H204ZM203 180V181H204ZM208 180V179H207ZM179 181V180H178ZM240 181V180H239ZM200 182H201V180H200ZM207 182V181H206ZM251 182V181H250ZM250 182H249V184H250ZM264 182V181H263ZM175 183V182H174ZM183 182L181 181V184H182ZM193 183H195V182H193ZM180 184V185H181ZM184 184V183H183ZM186 184H187V182H186ZM189 184H190V181H189ZM203 184V183H202ZM202 184H200V185H202ZM206 184H209V183H206ZM122 185V184H121ZM192 185V184H191ZM248 184H246V187H248L249 189H251V188H253L254 186H253V184H252V186L251 185H248ZM205 186V185H204ZM211 186V185H210ZM211 186V187H212ZM251 188H250V187ZM185 187V186H184ZM190 187V186H189ZM193 187H195V186H193ZM205 187H208L209 188V186L207 185V186H205ZM204 187V188H205ZM121 188H123V187H121ZM188 188V187H187ZM241 188V189H240ZM255 189H257L256 187H254ZM124 189V188H123ZM122 189V190H123ZM189 189V188H188ZM196 189V188H195ZM197 189H198V187H197ZM200 189H201V187H200ZM248 189V190H249ZM211 190V189H210ZM226 190H225V192H226ZM252 190V189H251ZM254 190V189H253ZM258 190V189H257ZM192 191V190H191ZM203 191V190H202ZM250 191V190H249ZM262 191V190H261ZM123 192H124V190H123ZM197 192V191H196ZM253 192V191H252ZM256 192H259V190L258 191H256ZM264 192V191H263ZM198 193V192H197ZM200 193V192H199ZM208 193H209V190H208ZM207 193V194H208ZM235 193V194H234ZM259 193H261V192H259ZM247 194V193H246ZM212 195V194H211ZM210 195V196H211ZM254 195H255V193H254ZM260 195V194H259ZM264 195V194H263ZM203 196V195H202ZM249 196H251V194L249 193ZM246 197V196H245ZM260 197V196H259ZM258 197V198H259ZM207 197H206V194H205V199H206ZM220 198V197H219ZM253 198V197H252ZM208 199H209V196H208ZM216 199H218V198H216ZM221 199V198H220ZM243 199V198H242ZM247 199V198H246ZM261 199H262V197H261ZM200 200H201V198H200ZM215 200V199H214ZM222 201V200H221ZM234 201V200H233ZM245 201V200H244ZM256 201V200H255ZM260 201V200H259ZM208 202V201H207ZM213 202V201H212ZM254 202V201H253ZM262 202V201H261ZM216 203V202H215ZM223 204H224V202H223ZM228 204V203H227ZM233 204V203H232ZM256 204V203H255ZM249 205V204H248ZM214 206V205H213ZM218 208V207H217ZM229 208V207H228ZM233 209V208H232ZM252 209V208H251ZM234 210V209H233ZM213 211V210H212ZM216 211V210H215ZM226 211H227V209H226ZM173 213V212H172ZM178 214V213H177ZM190 214V213H189ZM216 214V213H215ZM183 215V214H182ZM182 215H181V217H182ZM185 215V214H184ZM199 215V214H198ZM233 215V214H232ZM169 216V215H168ZM180 216V215H179ZM220 216V215H219ZM231 216V215H230ZM170 217V216H169ZM175 217H176V215H175ZM181 217H179V220H181V221H179L178 222V225H176V226H180V227H184V228H187L188 226V229L187 230H192V231H194L195 229L196 230H200L199 229V227H200V225L199 226H197V225H195L194 226V224H195V222H193L192 220H187V219H180ZM226 217V216H225ZM191 218V217H190ZM193 218V217H192ZM197 218V217H196ZM215 218V217H214ZM204 219V218H203ZM183 220H185V221H183ZM201 220V219H200ZM176 221H178V220H176ZM192 221V223H190V222ZM196 221H199V220H196ZM208 221V220H207ZM224 221V220H223ZM185 222V223H184ZM225 222V221H224ZM164 223H165V221H164ZM169 224L168 225H170L171 223L170 222H168ZM187 223V224H186ZM192 225H190V224ZM200 223H201V221H200ZM199 223V224H200ZM183 224H185V225H187V227L186 226H184ZM198 224V223H197ZM205 224V223H204ZM209 223H207V226L209 227L210 226V224L208 225ZM219 224V223H218ZM217 224V225H218ZM222 224V223H221ZM220 224V225H221ZM226 224V223H225ZM172 225V224H171ZM201 225H203V224H201ZM191 226V227H190ZM193 226H194V228H193ZM197 226V227H196ZM207 226H205V228L202 226V227H200L201 229H206V227ZM219 226V225H218ZM207 227V228H208ZM211 227V226H210ZM164 229V228H163ZM195 230V231H196ZM219 233V232H218ZM101 235V234H100ZM149 236V235H148ZM171 237V236H170ZM98 239H99V237H97ZM101 238V237H100ZM158 238V237H157ZM105 239H107V238H105ZM100 241V240H99ZM107 241V240H106ZM183 241V240H182ZM171 243V242H170ZM185 244V243H184ZM179 245H180V243H179ZM182 248V247H181ZM187 249V248H186ZM193 251V250H192ZM217 251V250H216ZM219 251V250H218ZM177 253V252H176ZM220 253H221V251H220ZM114 254V253H113ZM116 255V254H115ZM190 256V255H189ZM208 256V255H207ZM117 257V256H116ZM124 257V256H123ZM167 258V257H166ZM188 258V257H187ZM96 259H97V257H96ZM117 259V258H116ZM189 260V259H188ZM192 260V259H191ZM227 260V259H226ZM125 261H126V259H125ZM128 261V260H127ZM164 261V260H163ZM162 261V262H163ZM207 261V260H206ZM190 262V261H189ZM195 262V261H194ZM205 262V261H204ZM116 263V262H115ZM123 263V262H122ZM128 263V262H127ZM233 264V263H232Z\"/></svg>", "mask_w": 264, "mask_h": 264}]
</instances>
